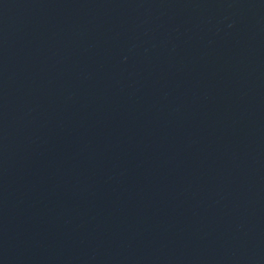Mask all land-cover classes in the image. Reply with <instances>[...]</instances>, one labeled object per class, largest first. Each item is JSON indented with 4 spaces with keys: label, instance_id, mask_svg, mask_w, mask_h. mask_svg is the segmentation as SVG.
I'll return each instance as SVG.
<instances>
[{
    "label": "water",
    "instance_id": "obj_1",
    "mask_svg": "<svg viewBox=\"0 0 264 264\" xmlns=\"http://www.w3.org/2000/svg\"><path fill=\"white\" fill-rule=\"evenodd\" d=\"M0 264H264V0H0Z\"/></svg>",
    "mask_w": 264,
    "mask_h": 264
}]
</instances>
